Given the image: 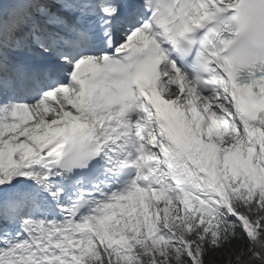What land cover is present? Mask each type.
<instances>
[{
    "label": "snow or ice",
    "instance_id": "1",
    "mask_svg": "<svg viewBox=\"0 0 264 264\" xmlns=\"http://www.w3.org/2000/svg\"><path fill=\"white\" fill-rule=\"evenodd\" d=\"M0 264H264V0H0Z\"/></svg>",
    "mask_w": 264,
    "mask_h": 264
},
{
    "label": "clouds",
    "instance_id": "2",
    "mask_svg": "<svg viewBox=\"0 0 264 264\" xmlns=\"http://www.w3.org/2000/svg\"><path fill=\"white\" fill-rule=\"evenodd\" d=\"M250 53H246L244 51V42L243 38L241 40V43L237 45V55H239L241 58L245 57L246 55H249Z\"/></svg>",
    "mask_w": 264,
    "mask_h": 264
},
{
    "label": "rangeland",
    "instance_id": "3",
    "mask_svg": "<svg viewBox=\"0 0 264 264\" xmlns=\"http://www.w3.org/2000/svg\"><path fill=\"white\" fill-rule=\"evenodd\" d=\"M169 212H170V215H171V213H172V209H171V208L169 209ZM161 215H162V214H161Z\"/></svg>",
    "mask_w": 264,
    "mask_h": 264
}]
</instances>
